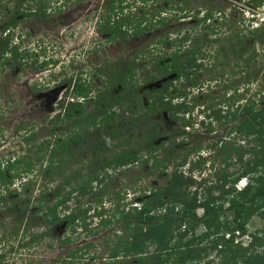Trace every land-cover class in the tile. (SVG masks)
Segmentation results:
<instances>
[{
  "label": "trees",
  "instance_id": "obj_1",
  "mask_svg": "<svg viewBox=\"0 0 264 264\" xmlns=\"http://www.w3.org/2000/svg\"><path fill=\"white\" fill-rule=\"evenodd\" d=\"M143 1L148 3V0ZM179 1L189 3L187 0ZM260 1L264 2V0ZM117 2V4H114V1L109 2L108 12L110 14L103 17L99 23V32L103 35L110 34L107 41H113L116 38L123 39L129 35L128 32L138 36L155 26L172 22V18L169 17H161L153 21L147 13H143L138 19L130 16L123 17V8H125L123 0H117ZM47 7L39 1L34 6V16L46 19ZM178 8L179 10L184 9L182 6ZM212 10V8L206 10L204 21L213 18ZM199 13L200 10L196 12V14ZM17 15L25 14L21 10L18 14H12L4 25L5 30L19 23L20 19ZM208 26L214 31L216 24L212 23ZM243 32L245 30L233 34L234 42L230 48L222 46L215 61H211L208 65L213 67V65L224 62L228 57L234 56L237 64H241L235 73L242 75L251 63H257L260 56L256 45L264 46V28L259 26L255 29H248V35ZM186 40L176 44L177 41L172 39L168 33L163 34L151 45L152 47H147V51L143 52L144 67L147 71L143 79L145 89H136L138 88V81H135L137 70L133 66L137 63L139 53L124 65L123 70L117 69L109 81L105 82L106 86L119 89H106L105 86L100 92L99 89L91 87L90 80L77 76L75 83L66 89L63 99L57 103L59 111L52 117H46L47 123L51 125L50 138H44L35 130L38 125H34L33 132L28 137H24V143L28 146L34 145V165L40 164L38 174L40 173L44 180L42 184L37 187V173H34V178L24 181L25 176L33 172L32 157L28 160L23 155L13 158L10 162L7 161L4 169L0 168V182L5 185V192L0 191V203L12 202L0 210L7 209L9 216L17 217L18 227L14 228L13 233L17 234L20 229L22 230L21 247L31 246L33 243L38 244L45 238L52 237L54 233L52 229L58 224L62 226L64 224L66 230L71 231L72 234L78 232L80 226H84V230L90 233V223L86 221L92 217L89 215L91 207H88L91 204L88 203L84 207L79 200L94 194L93 181L102 184L112 178L117 171L121 173L129 166L145 162L151 164V174L158 170L165 174V183L157 181L150 187L139 188L142 199L139 206L125 204L126 193L122 195L121 192H117L116 205L109 217L105 219L101 217L105 209L101 213L98 212L97 216L101 217L100 225L121 224L120 229L125 231L123 236L115 233L117 239L122 241L111 249L101 264H129V262L131 264H264V226L250 234L247 230V225L254 216L264 219V105L257 107L259 102L254 99L262 94L260 102H264V82L256 90L255 95L245 99V102L237 101L246 98V95H234L229 98L232 104H225L226 109L220 107L219 103L208 107L201 124L209 126L210 131L214 130L216 124L219 128H227L231 133L240 135L246 146L235 145L224 151L221 157L216 156L213 164H209L211 168L208 169V173L203 166L206 159H202L204 161L202 164L199 161L196 162L195 166L198 167L195 169L200 172L199 174L203 173L201 179L193 176L192 167L188 169L192 174H186L182 170L186 166L188 156L193 150L201 149V144L191 149L188 147L186 157L178 162H175L177 157H173L172 161L171 157H167L168 161L158 158L160 147L155 141L159 137V124L156 116L164 119L167 114L170 121L180 122L176 130L178 137L181 135L183 138L190 137L187 128L195 125L190 115L194 105L187 102L188 92L184 89L187 88V83L195 88L200 86L196 77L198 70L204 68L202 61H199V59L203 60V53L200 50L201 45L198 39H196V47L188 50L182 49ZM150 49L154 50L152 54H150ZM171 49H173L172 53H168ZM182 50L187 53L185 59L182 57ZM228 50L229 53H227ZM223 51L226 52L223 56L224 60L220 61L219 56ZM8 52H12V60L17 63L18 47L11 48L10 37L2 35L0 37V67L4 64L5 54ZM37 61L34 60V71L46 68L53 60L44 59L40 64ZM219 77L225 78V74L221 73ZM251 79L248 75L247 83L252 81ZM256 79L253 77V81ZM66 81L63 79L61 83ZM72 81L73 79L69 82ZM161 81L163 82L157 87V83ZM182 83L186 85L185 88L180 87L179 92L173 94V90H178L177 84ZM38 90L34 89V91ZM113 90H116V93H113ZM179 95H184V98L175 102L174 99ZM88 105L93 106V109L88 110ZM118 109L122 110L121 114L117 113ZM121 119L128 125L127 130H119L120 127L114 129L115 124L122 121ZM206 120L210 122L206 123ZM133 123L139 124L134 126ZM63 124L69 127V136L57 139L56 127ZM107 125L110 128L109 135L103 140L102 146H105L109 140L118 139L138 126L146 125L147 128L141 140L133 145L129 140L127 148L121 149L118 155L108 161L100 162L99 169L103 174L96 175L97 167L94 168L93 158L99 152L94 145V157L88 165V168H93L92 177L85 180L80 177L77 181L79 184L76 185H73L71 178L68 177L65 182L53 185L57 181L56 177L59 172L63 170L66 162L64 159L67 156L70 157L71 153L82 145L84 138L88 135V129L95 128L100 131L103 126ZM172 136L174 137L169 138L168 146L178 140L175 133ZM53 137H55L54 140H52ZM208 146L213 151L217 148L215 143ZM142 150L145 154L140 153ZM233 155L236 158L235 162L231 159ZM246 156H248L247 159H245ZM216 160L219 164H216ZM45 162L46 165H42ZM234 163L239 167L231 170L235 167ZM170 164L173 165L171 171H169ZM77 174L80 172H73L72 177H76ZM143 176L144 174H140L138 179ZM242 178L248 179V182L243 188L238 189L236 185ZM15 180H20L21 191L28 190L30 185L34 190L37 187L38 196L34 198L36 207L31 212H28V209L30 202H33L32 197L24 201L17 195L19 189H11ZM28 192L31 193V191ZM14 195H16L15 199H11L10 196ZM97 197L93 199L94 202L101 204L102 199ZM97 208L100 207L93 209L94 212ZM199 209L202 210L201 214L198 213ZM28 214V220L36 218L40 220V223L33 221L32 226H27L26 215ZM43 225L53 228L41 233L35 231L37 228H43ZM199 227L204 231L196 235L195 232ZM236 233L240 238L249 234L251 239L248 244L240 243ZM70 238L71 235L68 234L58 236L63 246L71 242ZM26 239L29 241H25ZM9 246L11 249L8 252H12L15 245L11 243ZM213 253H217L218 261L210 259ZM0 258H3L2 254ZM1 264H8V262L3 261Z\"/></svg>",
  "mask_w": 264,
  "mask_h": 264
},
{
  "label": "rangeland",
  "instance_id": "obj_2",
  "mask_svg": "<svg viewBox=\"0 0 264 264\" xmlns=\"http://www.w3.org/2000/svg\"><path fill=\"white\" fill-rule=\"evenodd\" d=\"M39 1H42L51 9L47 7L46 19H39L40 17L36 15L34 19L23 21L21 27L24 28L25 32H30L28 39L24 40L23 45L31 49L30 52L33 53L34 60H38V64H40L45 57L52 59L53 61L51 64H54V66H52V71L55 73L50 74L45 72L51 69L49 65L38 71L29 68L23 71L22 74H15L14 67L10 66V69L7 68V70L0 74V111L2 112V110H4L2 108L5 107V104L9 106L6 107L7 110L5 112L7 114L3 118L4 120H0V127L5 131V137L0 139L1 141L3 140L0 145L6 148V150L0 148V167H3L4 164L6 165L7 161L10 162L13 158L22 155L26 157V160L32 157V166L34 169L28 176H25L24 181L34 178V173H37V187L44 181L41 174H38L40 171V164L34 165V145L28 146L24 143V137L29 136L32 130L31 125L34 124L35 126L38 125L35 129L37 132L41 133L44 138H50L49 129L51 125L47 123L46 117H52L57 113L56 110H58V108L56 104L61 93V91L59 92L60 88L52 89L51 87L60 79L59 76L62 75L67 60H71V55H73V59L77 57L78 64H81L80 68L86 66L84 69L88 71V75L89 71L92 75L91 84L95 86L94 89H99L101 92L106 86L105 82L111 78V71L115 70V68L123 70L124 65L129 63L128 61H130L137 52L141 54V51H147V47H152L151 45L161 38L163 34L166 35L170 33V37L177 41L176 44H180L181 39H187L183 43L185 46L182 45V49L185 50L196 47V39H198L201 45L200 50L203 53V60L199 59V61H202L204 68L198 70L196 78L200 85H205V90L200 89L198 92V89H191L192 93H190L189 83H187L186 86L184 82L182 84H177L178 90H173L172 92L173 94H177L180 87H187L184 89V91L188 92L187 102H190V105L192 103L195 105V111L192 110L190 115L198 121L204 118V112H197L196 108L206 110V105L219 103L220 101H222L221 103L228 104L229 102L227 99L229 100V96L232 95L237 85L242 84L243 86L242 89H238V93L242 90H248V94H252L253 91L259 89L264 82V46L262 47L257 43V45H255L257 51H259L260 60H258L257 63H251V66H249L247 71L243 72L242 75L236 76L235 74V71L238 70L241 64H237L234 56L228 57L224 62L213 65V67L208 65L211 61H215L218 51L222 46L230 48L231 44L234 42L233 34L238 33L240 30H245L243 34H247L248 29H255L259 26L264 28V2L260 0H187L189 2L188 4L179 0H148V4H146L147 7L144 11L149 13L147 15L151 17L154 15L153 21L158 20L154 18L160 15L157 11L162 10L163 16L172 18V22L162 26H155L150 31H145L139 36L132 35L128 32L129 35L127 37L123 39L117 38L118 40L113 41H107L106 37L108 36L97 33V28L99 26L98 19H100L99 12L105 13L111 0H0V16H2V19H5L2 21H7L13 9L18 6L21 5L22 8L34 9V6H36ZM125 1H128L127 3L130 1H132V3L134 2V6L136 7L137 4L139 10L144 8L138 0ZM60 5L61 11L56 9ZM176 6H182L184 9L176 11ZM210 8L213 9V18L204 21L203 17L205 12ZM198 10H200V13L196 14ZM151 12L152 15H150ZM122 15L126 18L129 17L126 12ZM212 23L216 24L217 27H214V31L212 28H209V26L207 27V25H212ZM128 29L130 30V27H128ZM96 44H100L101 48L97 47L96 50L92 49L91 47L95 48ZM34 49L38 51L34 52ZM172 50H169L170 52L168 53H172ZM153 51V49H150V54H152ZM229 52L228 50L227 53ZM181 53L183 59H185L187 56L186 51L182 50ZM225 53L226 52L223 51L221 56H219L221 57L220 61L224 60L223 56H225ZM27 57L29 56L27 55ZM206 64L208 66H206ZM144 66V59L137 61L136 65L133 66L137 70L135 81H138V88L136 89H145L143 86V79L146 75ZM101 71L103 72L101 73ZM76 72H80L79 69H76ZM221 73L225 74V78L219 77ZM248 75L252 78V81H249V83L246 81ZM253 77L257 78V82L255 80L253 81ZM61 79L63 80L62 77ZM86 79H89L88 76ZM34 85H37V89H40L42 93H46L47 96L49 95L47 101H42L41 99L37 100L34 97V101H31L30 88ZM105 88L109 89L107 86ZM115 89H117V87ZM201 90L203 93H201ZM140 91H138V93H140ZM113 93H115V90ZM262 97L263 95L260 94L254 98L259 102L257 107L264 105V102H260ZM183 98L184 95H179L174 101L178 102ZM13 101L17 104L16 106H14L15 103ZM29 104L34 105L33 113L29 112V106H31ZM87 109L92 110L93 106L88 105ZM117 113L121 114L122 110L118 109ZM156 119L159 124V137L155 141L156 145L160 147L158 158L165 161L167 157H171L172 161L173 157H177V159L175 158V162H178L186 157L187 150L189 149L188 147L191 149L193 146L202 145L201 149L191 152L187 158L186 166L182 168L186 174H192L191 172L189 173L188 170L189 167H192L193 176L197 179H201L203 173L199 174L200 172L195 169L198 167L195 166L196 162L199 161L202 164L204 162L202 159H206L203 166H205L206 173H208V169L211 168L209 164H213V160L216 156L221 157L224 151H227L229 147L235 145L246 146L244 144L245 142L240 138V135L231 133L227 128H219L218 124L214 126L213 131H210L209 126L205 128L202 127L200 123H195L193 127H190V137L186 136L183 138L181 137L183 135L178 137L179 134L176 132L180 122L170 121L167 114L164 116V119L159 116H156ZM18 121L21 122L20 127L27 129V132H22V135L15 136L14 129ZM118 122L119 123L115 124L116 126L114 129H116V127H120L119 130L128 129V125L124 123V120ZM206 122L210 121L206 120ZM66 124L56 127L55 134H57V139L58 137L62 138L69 136V127ZM137 124L133 123L134 126H137ZM149 125L151 126V123ZM146 128V125L138 126L131 130V132L124 133L118 139L109 140L105 146H102V142L105 137L109 135L108 132L110 128L108 125L103 126L100 131L95 128L88 129V135L84 138L82 145L76 148V150L71 153L70 157L67 156L64 159L66 162L63 165V170L59 172V175L56 177L57 181L53 185L56 186L65 182L68 177L71 178L73 185L79 184L77 181L80 177L84 180L88 177H92L94 175L93 168H88V165L90 160L94 157V145H96V149L99 152V154L93 158L95 163L94 168L97 167L96 175L103 174L99 169L100 162L104 160L108 161L113 156L118 155L121 149L127 148L129 140L132 145L135 144L136 141L141 140L144 137L143 133L146 131ZM174 133L176 138L178 137V140H176V143L168 146L169 138H173L174 136L172 135H174ZM54 139L55 137L52 138V140ZM211 143L216 144L217 148L215 151L208 148V145H211ZM140 153L145 154L143 150L140 151ZM247 158L248 156L245 157V159ZM231 159L232 162H235L236 158L233 155ZM216 162V164H219L218 160H216ZM42 165L45 166L46 162ZM170 165L169 171L173 168V165ZM234 166L235 167L231 168V170L239 167V165L235 163ZM125 169L127 170L121 173L117 171L113 174L112 178L107 179L102 184L93 181L92 186L94 194L79 200L84 207H86L88 203L91 204L88 206L91 207L89 215L93 217L97 215L98 212L101 213L103 209H105L102 216L104 219L108 218L116 205L115 198L117 192H121L122 195L126 193L125 203L138 204L141 199L139 188L150 187L157 181L162 184L165 183L164 173L158 170L151 174L152 167L150 163L142 162ZM77 171L80 172V174H77L76 177H72V173ZM140 174H144V176L138 179ZM5 175H7V173H5ZM246 182H248V179ZM243 185L244 181L239 186L242 187ZM36 188L34 190L32 185H30L28 190L21 191L20 180H15L11 187V189H19L17 195L24 199V201L32 197L33 202H30L28 212H31L36 207L34 198L38 196L39 192ZM136 188L138 189L134 191ZM28 191H31V193ZM15 197L16 195L10 196L11 199H15ZM96 197L102 199L101 204L94 202L93 199ZM11 203L12 202H4L0 208L6 207L7 204ZM98 206L100 208H97L94 212L93 209ZM7 212V209L0 210V254L3 255V258L6 257V253L10 250V244L14 243L16 245L17 242L22 239L21 229L17 234L13 233L14 228L17 226V217L15 215L9 216ZM198 213L201 214L202 210L199 209ZM28 218L29 214L26 215L27 226H32L33 221L35 223H40V220L36 218H30L29 220ZM98 219L100 220V218ZM86 222L90 223V233L88 232V234L84 230V226L78 227V232L74 234H72L71 231L65 230L62 234L67 233L71 235V242L64 246L61 245L60 241L58 242L61 246L53 244L54 242H52L56 235L61 234L59 228L62 227V225L58 224L54 228L43 225V228H37L35 231L41 233L43 230H51L53 228L52 230L54 233L52 237L44 239L40 244L35 245L34 248L27 249L18 247L17 249L20 250L7 254L5 260L0 258V264L3 261H7L8 264H101L108 256L111 249L118 246L122 241L117 239L115 233L123 236L125 231L120 229L121 224L114 223L110 226H102L95 217L88 219ZM263 226L264 219H261L259 216H254L247 225L248 233H253ZM203 231V228L199 227L195 233L196 235H200ZM12 234H14V236H12ZM249 234H247V237L238 238V241L243 245H247L251 239ZM74 253L75 256H73ZM70 255L72 259L68 257ZM210 259L218 261L219 258L217 257V253H213ZM129 264H131V262H129Z\"/></svg>",
  "mask_w": 264,
  "mask_h": 264
},
{
  "label": "flooded vegetation",
  "instance_id": "obj_3",
  "mask_svg": "<svg viewBox=\"0 0 264 264\" xmlns=\"http://www.w3.org/2000/svg\"><path fill=\"white\" fill-rule=\"evenodd\" d=\"M111 1H114V4H117L118 2H117V0H111ZM139 1V3H141L142 4V6L144 7V8H142L141 10H139L138 8V5L136 4V7L134 6L135 5V3L133 2L132 3V1H130L129 3H127L125 0H123V5L125 6V8H123V14L126 12V14L127 15H129L131 18H133V19H138V18H140L141 16H142V14L143 13H147L146 11H144L145 9H146V4H147V2H145V1H143V0H138ZM62 4V3H61ZM66 4V3H65ZM63 5V4H62ZM64 6V5H63ZM177 7V6H176ZM0 8H1V6H0ZM101 8H102V5H101ZM129 8V9H128ZM3 9V8H2ZM51 9V8H50ZM56 9H58L59 11H61L60 9H61V5L60 6H58V8H56ZM1 10V9H0ZM19 10H21L25 15H17L18 16V18L20 19L19 20V23L16 25V26H14V27H9L8 29H4V25H6V23H7V21H2V20H5V19H2V16H0V31H1V34H0V37L2 36V35H4V36H8V37H10V39H11V48H14L15 46L16 47H18V51H19V58H18V60H17V63L14 61V60H12V52H8V53H6L5 54V57H6V60H5V62H4V64L0 67V74L3 72V71H5V70H7V68L8 69H10V66H12V67H14L13 69H14V73L15 74H18V73H20V74H22V72L23 71H25V70H28L29 68L30 69H32V70H34V57H33V53H31L30 51H31V49L30 48H28V47H26V46H24L23 44V42H24V40H27L28 39V36H29V34H30V32L29 31H27V32H25L24 31V28L23 27H21V24L23 23V21H25V20H29V19H34V9L33 8H22L21 7V5L20 6H18L17 8H15V9H13V11H12V14H18V12H19ZM109 10H108V8L105 10V13L104 12H99V16H100V19H98L99 20V23H100V20L101 19H103V17L105 18L108 14H110V12H108ZM176 11H179V8L177 7V10ZM117 12V11H116ZM157 12H159V14H160V16H156L154 19H159V18H161V17H164L165 18V16H163V12H162V10H158ZM11 14V15H12ZM147 14H149V13H147ZM0 15H1V13H0ZM10 15V16H11ZM150 15H152V12H151V14ZM147 16H149V15H147ZM99 27V26H98ZM97 33H99V34H101L100 32H99V30H98V28H97ZM103 35V34H102ZM105 36H108V37H110V34H106ZM139 36V35H138ZM106 39H107V37H106ZM115 40H118L117 38L115 39ZM182 40H184V39H181V42H182ZM101 45L100 44H96L95 45V48L94 47H91L92 49H94V50H96L97 49V47H99V48H101L100 47ZM91 49V50H92ZM172 50V49H171ZM36 51H38L37 49H34V52H36ZM145 51V50H144ZM144 51H141V54H138L139 52H137L135 55H137L138 54V59L136 60V61H139L140 59H144V55H143V52ZM27 55L29 56V57H27ZM34 55H35V53H34ZM134 55V56H135ZM36 56V55H35ZM70 58H71V60H67V64H66V67L64 66V71H63V73H62V75L61 76H59L60 77V79L58 80V81H56V83H54V86L53 87H51L52 89H54V88H60L59 89V92L61 91V93H60V96H61V94L62 95H64V93H65V91H66V89H69V87L70 86H72L74 83H75V79L77 78V76H79V77H82L83 79H86V77L88 76V80H90V81H92V79H91V74H90V71H89V75H88V71H86V69H84L86 66H83V68H80V66H81V64H78V59H77V57H75L74 59H73V55H71L70 56ZM134 58V57H133ZM44 59H50L49 57H45ZM72 60H73V62H72ZM83 61V60H82ZM52 66H54V64H50V67L49 68H51V69H49V70H44L46 73L48 72V73H55V72H53L52 71ZM76 69H79V71L80 72H76ZM117 69L118 68H115V70H113V71H111V75H110V77L117 71ZM42 72V71H41ZM103 71H101V73H102ZM145 72H147L146 70H145ZM39 74V73H38ZM236 74V76L237 75H240V74H238V73H235ZM37 75V74H36ZM85 76V77H84ZM61 77L64 79V80H67L66 82H64L63 84L61 83V81H62V79H61ZM71 79H73V81L72 82H69ZM107 81H109V79L107 80ZM223 81H224V79H223ZM223 84H224V82H223ZM200 85V84H199ZM204 84L203 85H200V86H198V88H195V87H192L191 85H190V93H192L191 92V89H198V92L200 91V89H204ZM91 87L92 88H94L95 86H93L92 84H91ZM109 89H115L116 87H114V86H107ZM158 87V86H157ZM226 87H227V85H226ZM242 84H239V85H237V87L235 88V90H234V92L232 93V95H230L229 96V98H231V96H234V95H246V98L245 99H247L249 96H252L253 97V95L252 94H248V90H246V91H244V90H242L240 93H238V89H242ZM31 90H30V93H31V101H34V98H36L37 100H39V99H41L42 101H47V99H49V95L47 96V94L46 93H42L41 92V90L39 89L38 91H34V89H37V85L35 86H32L31 88H30ZM52 89H49V90H52ZM118 89V88H117ZM150 89V88H149ZM189 89V88H188ZM205 90V89H204ZM257 90V89H256ZM202 91V90H201ZM113 92H114V90H113ZM115 93H116V90H115ZM201 93H203V91L201 92ZM51 94H53V93H51ZM55 94H56V92H55ZM54 94V95H55ZM208 94V93H207ZM0 97H1V93H0ZM34 97V98H33ZM245 99H238V101L237 102H243V101H245ZM227 101L229 102V103H231L232 104V101L231 100H228L227 99ZM14 103H15V101H13ZM222 101H220L219 102V104L221 105L220 107H223V108H225L226 109V107H225V104L226 103H221ZM193 105H194V103H192ZM212 104H214V103H212ZM212 104H210V105H206V110H204V109H201V108H196V110H197V112L199 111V112H204V114L205 113H207V109H208V107H210V106H213ZM17 104L15 103L14 104V106H16ZM29 105H31V104H29ZM8 105L7 104H5V107L4 108H2V109H4V110H2V112L0 111V120H4L3 118L6 116V110H7V107ZM34 105H31V106H29L30 107V109H29V112H32L33 113V111H34V107H33ZM9 107V106H8ZM33 108V109H32ZM200 109H201V111H200ZM59 110H56V112H58ZM193 111H195V105H194V107H193ZM192 119L194 120L193 122L194 123H200V125L202 126V127H207V126H203L202 124H201V121H198L197 119H195V118H193L192 117ZM198 121V122H197ZM17 123V125H15V129H14V134H15V136H19V135H22L23 133L22 132H27V129H24V128H21L20 126H21V122H16ZM206 123H209V122H206ZM31 127H32V130H34V124H32L31 125ZM31 127H29V128H31ZM2 127H0V139L1 138H4L5 137V131H3L2 129H1ZM31 130V131H32ZM31 131H30V133H31ZM188 131V130H187ZM33 132V131H32ZM189 132V131H188ZM30 135V134H29ZM2 142H3V140L1 141L0 140V144H2ZM0 148L1 149H3V150H6V148L4 147V146H2V145H0ZM1 169H4L5 168V164L3 165V167H0ZM0 169V170H1ZM2 190V192H5V185L2 183V182H0V191ZM0 205H3V202L2 203H0Z\"/></svg>",
  "mask_w": 264,
  "mask_h": 264
},
{
  "label": "clouds",
  "instance_id": "obj_4",
  "mask_svg": "<svg viewBox=\"0 0 264 264\" xmlns=\"http://www.w3.org/2000/svg\"><path fill=\"white\" fill-rule=\"evenodd\" d=\"M148 4V3H147ZM160 16V15H159ZM153 17H154V15L151 17V16H149V18H152L153 19ZM156 23V22H155ZM159 83L160 82H158L157 83V85L156 86H160L159 85ZM245 91V90H244ZM255 93H256V89L253 91V93H252V95L254 96L255 95ZM63 96L64 95H62L61 94V96H60V98L57 100V103L60 101V100H62L63 99ZM249 97H251V96H249ZM245 99V98H244ZM243 102H245V101H243ZM56 106H57V104H56ZM59 110V109H58ZM54 116V115H53ZM204 116H205V114H204ZM203 119H201V121H202ZM187 130L190 132V128H187ZM246 178H242L239 182H238V184L240 185L243 181H244V185L242 186V187H240L238 184L236 185V187L238 188V189H240V188H243L246 184H247V182H246ZM141 198V197H140ZM142 201V199H140V201H139V203L138 204H135V203H132L134 206L135 205H137V206H139L140 205V202ZM128 204H129V202H127ZM127 203H125V204H127ZM101 211V210H100ZM93 217H95V218H97V220L98 221H100L98 218H100L101 219V217H103V216H101V217H98L97 215H95V216H93ZM93 217H91V218H93ZM99 223V222H98ZM90 226V225H89ZM59 228V227H58ZM66 230V228H65V226H64V224H63V226L62 227H60L59 228V232L61 233V234H59V235H56V237H54V239L52 240V242H54L53 244H57L58 246H61L60 245V243L58 242L59 240H58V236H67V233L66 234H62V233H64V231ZM44 231V230H43ZM237 234V240H238V238H240L239 237V234L238 233H236ZM69 235V234H68ZM228 236V235H227ZM245 237H247V235L245 236ZM21 238H22V236H21ZM20 238V239H21ZM242 238V237H241ZM19 239V240H20ZM45 239H48V237L47 238H45ZM25 241H29L28 239H26ZM21 242H22V239L20 240V241H18L17 242V244L15 245L14 243V245L15 246H13V248H12V252H7L6 253V258H7V254H11V253H14L15 251H18V250H20V249H17L18 247H21ZM20 243V244H19ZM38 244H40V242L38 243ZM35 245H37V244H32L31 246H23L22 248H27V249H30V248H34V246ZM63 247V246H62ZM39 248V247H38ZM11 249V248H10ZM69 258H71L72 259V257H70V256H68ZM9 259V258H8ZM105 260V259H104ZM103 260V261H104Z\"/></svg>",
  "mask_w": 264,
  "mask_h": 264
},
{
  "label": "water",
  "instance_id": "obj_5",
  "mask_svg": "<svg viewBox=\"0 0 264 264\" xmlns=\"http://www.w3.org/2000/svg\"><path fill=\"white\" fill-rule=\"evenodd\" d=\"M163 81H161L160 83H159V85L162 83Z\"/></svg>",
  "mask_w": 264,
  "mask_h": 264
}]
</instances>
